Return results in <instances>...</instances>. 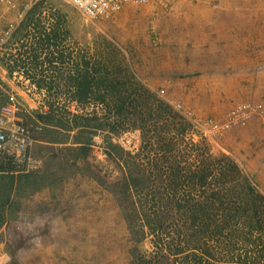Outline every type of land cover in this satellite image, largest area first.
Here are the masks:
<instances>
[{
  "label": "rangeland",
  "instance_id": "obj_1",
  "mask_svg": "<svg viewBox=\"0 0 264 264\" xmlns=\"http://www.w3.org/2000/svg\"><path fill=\"white\" fill-rule=\"evenodd\" d=\"M39 2L43 21L64 16L69 35L61 45L74 51L72 57L95 55L111 69L126 67L187 121V117L220 121L240 105L255 107L257 112L244 126L222 136L211 137L192 126L196 132L192 140L201 138L214 156L232 158L264 194V0H150L100 21L87 20L63 0ZM15 21V13L0 4V33ZM10 39L0 50V80L8 86V94L17 95L27 108L32 130L36 115L48 109L46 92L26 81L19 70L9 75L2 62L15 53ZM61 99L66 111L79 114L71 111V101ZM132 131H137L138 139L130 142L131 151L111 142L116 135H109V141L135 155L141 140L138 130L126 132ZM96 140L106 153L107 171L95 156ZM105 141V133L93 136L91 157L107 182L97 179L91 169L79 170L81 162L61 169L46 162L48 174H53L51 188L27 197L16 195V215L0 228V264H9L12 254L20 264H129L133 244L112 194L104 187L120 173ZM59 206V212L51 210ZM58 215H63V226L58 231L54 224L52 240L46 235V219L55 223ZM141 248L150 250L149 242Z\"/></svg>",
  "mask_w": 264,
  "mask_h": 264
},
{
  "label": "trees",
  "instance_id": "obj_2",
  "mask_svg": "<svg viewBox=\"0 0 264 264\" xmlns=\"http://www.w3.org/2000/svg\"><path fill=\"white\" fill-rule=\"evenodd\" d=\"M41 3L12 33L15 53L1 61L9 75L19 70L46 92L48 109L36 115L30 129L31 154L41 167L18 172L0 162V228L16 215V195L51 188L46 162L56 169L81 162L79 170L91 169L107 182L91 157L92 138L100 132L120 170L104 187L133 244L129 264H264V194L249 176L229 156L212 155L201 138L193 141L191 123L126 67L111 69L95 55L72 57L74 51L61 45L69 35L64 16L43 21ZM7 91L0 80V111L11 102ZM62 96L81 106L100 104L105 111L71 114L61 106ZM18 117L28 126V116ZM130 130L140 134L135 155L109 141V135ZM145 241L150 250L141 248ZM9 264L20 261L12 254Z\"/></svg>",
  "mask_w": 264,
  "mask_h": 264
},
{
  "label": "built area",
  "instance_id": "obj_3",
  "mask_svg": "<svg viewBox=\"0 0 264 264\" xmlns=\"http://www.w3.org/2000/svg\"><path fill=\"white\" fill-rule=\"evenodd\" d=\"M40 0H0L1 5H5L8 9L15 13V22H10L0 33V50L2 46L7 44L11 38L13 30L17 28L19 22L24 18L25 14ZM65 3L73 7L84 18L89 21L105 20L113 15L121 12L129 6H143L147 5L150 0H63ZM187 2H199L202 0H180ZM19 21V22H17ZM14 30V31H15ZM17 46V44H13ZM23 74V72H21ZM26 81H31L27 76ZM36 88V87H35ZM11 102L3 107L0 111V162L7 163L18 172H33L41 167L40 160L36 159L31 154V149L34 140L30 134L29 126H27L22 118L18 117V113H27V108L21 103L17 95L10 94ZM71 111L79 114L93 111L99 114L104 113L105 109L100 104H87L81 106L76 102H69ZM179 108L180 105H177ZM90 108V109H88ZM257 112V109L249 104L240 105L232 109L223 120L216 121L207 119L205 121H198L187 117L191 125L211 137L222 136L224 133L229 132L234 127L244 126L251 118L252 114ZM185 116V115H184ZM137 131L124 132L119 135L111 137V142L119 145L125 150L131 151L130 142L132 139L137 138ZM97 147L93 146L96 150L95 156L98 162L107 171L108 165L106 163V153L100 146V140H96Z\"/></svg>",
  "mask_w": 264,
  "mask_h": 264
},
{
  "label": "crops",
  "instance_id": "obj_4",
  "mask_svg": "<svg viewBox=\"0 0 264 264\" xmlns=\"http://www.w3.org/2000/svg\"><path fill=\"white\" fill-rule=\"evenodd\" d=\"M1 32V31H0ZM45 193H48L47 190L44 191ZM52 211L54 212H59L60 211V206H59V209L56 211V209L53 210V207L51 208ZM63 215H58V219H55V223H52L51 219H49V217L46 219V224H45V227H46V231H47V236L48 237H51L52 240H54V237L56 236V234L53 232V226L54 224H58V231L61 230V227L63 226ZM66 218V217H65ZM70 217L66 218V220H68ZM60 220V221H59ZM48 221V222H47ZM51 221V222H50ZM78 223V221H76V224Z\"/></svg>",
  "mask_w": 264,
  "mask_h": 264
}]
</instances>
